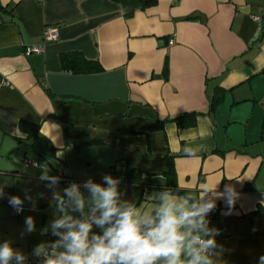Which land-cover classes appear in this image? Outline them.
<instances>
[{
    "label": "crops",
    "instance_id": "obj_1",
    "mask_svg": "<svg viewBox=\"0 0 264 264\" xmlns=\"http://www.w3.org/2000/svg\"><path fill=\"white\" fill-rule=\"evenodd\" d=\"M188 16L197 18L184 21ZM1 21L0 167L11 168L0 177L24 169L32 184L23 188L21 213L10 209L22 229L0 234V245L7 242L23 257L19 264H42L36 249L48 237L60 239L52 226L65 213L74 219L91 213L88 192L84 212L72 211L62 184L41 179L63 167L73 180L100 185L105 176L121 183L128 169H137L152 185L150 212L165 196L185 209L212 202L205 214L209 235L191 231L215 240L211 264H264V33L255 39L264 0H158L145 11L139 0H0ZM53 26L56 40L46 43L44 31ZM32 47L41 51L27 56ZM71 52L98 61L103 72L64 73L59 56ZM191 113H202L193 127L163 122ZM23 121L37 125L54 148L51 165L29 148ZM22 145L49 171L23 164ZM167 156L189 199L155 190L165 185ZM227 189L236 194L231 210ZM55 196L65 199L64 211ZM102 231L93 224L89 235ZM63 251L54 248L50 258ZM188 259L185 250L181 264Z\"/></svg>",
    "mask_w": 264,
    "mask_h": 264
},
{
    "label": "clouds",
    "instance_id": "obj_2",
    "mask_svg": "<svg viewBox=\"0 0 264 264\" xmlns=\"http://www.w3.org/2000/svg\"><path fill=\"white\" fill-rule=\"evenodd\" d=\"M56 184L55 177L42 176ZM105 185L95 184L89 180L85 188L90 194V215L82 219H74L65 213L53 223V234L60 237L51 247H62L55 258H48L45 264H156L163 260L164 264H181L180 257L185 250L189 257L188 264H211L206 253L215 248L213 238L203 239L201 235H191V231L209 235L205 214L214 208V203L205 202L185 209L183 205L174 204L167 196L155 217H143L132 208L122 206L118 202L117 181L111 176L104 177ZM227 206H234L236 194L227 189ZM65 196L72 211L83 213L85 198L76 184L65 189ZM60 211H64L65 199L55 196ZM19 197H12L10 204L19 208L22 205ZM99 212V215L96 213ZM27 230H33L31 217L26 220ZM93 224L101 228L102 234H92ZM187 228L189 232L180 231ZM63 229V231H61ZM215 230L212 231L214 236ZM186 237L190 242L186 244ZM44 245L36 249L39 255ZM15 257L21 262L23 257L15 253L7 242L0 245V264H9Z\"/></svg>",
    "mask_w": 264,
    "mask_h": 264
},
{
    "label": "trees",
    "instance_id": "obj_3",
    "mask_svg": "<svg viewBox=\"0 0 264 264\" xmlns=\"http://www.w3.org/2000/svg\"><path fill=\"white\" fill-rule=\"evenodd\" d=\"M111 2H117V0H109ZM158 0H139V10L145 11L151 7H154L157 4ZM133 12L129 13L127 17H131ZM197 16H188L184 19V21H192L195 20ZM4 21L0 22V25L3 24ZM59 63L61 70L69 75H91L98 74L103 72V68L96 60H90L85 58L79 52H71L61 54L59 56ZM163 74L165 79L167 78V67L164 66ZM219 100L215 98L211 102L210 108H214ZM209 108V109H210ZM202 113H191L185 115H179L173 118L165 119L163 122H171L175 123L179 128H189L193 127L195 124V118ZM19 130L21 133L27 136V139L30 140L29 148L36 153V155L46 164L51 165L55 160V150L49 144V142L38 134V126L33 125L27 122L19 123ZM21 143V141H19ZM165 171L162 174V177L165 179V185L160 188H156L160 195H181L185 198L189 199V194L183 190H180L176 185V173L173 165L172 157H165ZM58 169V168H57ZM56 169V170H57ZM150 179V177H148ZM106 186V185H104ZM151 186L148 183H144L142 181V173L137 169H128L125 172L123 181L121 183H117V192H118V200L123 192H131L134 189H141L142 196L139 200L132 206L135 210L142 206L143 203H151L147 198L151 191ZM157 208L152 210L148 215L149 217H155L156 213L159 209L158 202H156Z\"/></svg>",
    "mask_w": 264,
    "mask_h": 264
},
{
    "label": "rangeland",
    "instance_id": "obj_4",
    "mask_svg": "<svg viewBox=\"0 0 264 264\" xmlns=\"http://www.w3.org/2000/svg\"><path fill=\"white\" fill-rule=\"evenodd\" d=\"M21 153H19V160L24 164L27 161H37V158L33 155L31 150H28L25 146H21L19 149ZM26 153V157L23 156V153ZM32 161V162H34ZM4 163V162H3ZM36 163V162H35ZM39 164V163H38ZM2 165V164H0ZM41 165V164H40ZM44 167V165H42ZM27 169L30 167L26 166ZM47 166L44 167V170L46 169L49 171ZM11 167L5 166L0 167V170H9ZM14 169V168H13ZM30 171L28 170H18L17 174L14 173V171H11L10 173H7L6 176L0 177V234L5 235L7 233H12L16 230H21L23 226H20V224L17 222L16 217L12 215L11 208L14 206L10 204V199L12 197H19L20 199L23 198V188H31L32 184L31 182H28V179H26L24 176L29 175ZM31 190V189H30ZM40 192V188H39ZM141 189L137 188L132 190L131 192H123L118 200L119 204L122 206H128L132 202L135 204L139 198L142 196ZM148 204L143 203L140 208H136V212L138 214L141 213V211H145V215L150 212V207H147ZM20 208V207H19ZM22 210V208H20ZM149 216V215H148Z\"/></svg>",
    "mask_w": 264,
    "mask_h": 264
},
{
    "label": "built area",
    "instance_id": "obj_5",
    "mask_svg": "<svg viewBox=\"0 0 264 264\" xmlns=\"http://www.w3.org/2000/svg\"><path fill=\"white\" fill-rule=\"evenodd\" d=\"M56 37H57V28L56 27H47L44 31V35H43V38L44 40L46 41V43H51L53 41L56 40ZM41 51L40 48H35V47H32V48H29L26 50V55L29 56L33 53H39ZM71 148L70 146L68 147V149ZM26 165H31L33 166L34 168H42L43 166L37 164V163H33V162H26ZM56 179H57V182L61 183L62 186L67 189L69 188L72 184H76L79 188V191L83 194L84 192H88L87 189L85 188V184L87 182H80V181H76V180H73L69 174H68V170L66 167H63V168H60V169H57L55 171V174L54 176ZM96 184V183H95ZM13 212L15 215H19L21 213V209L20 208H17V207H14L13 208ZM51 238H47V243L44 247V250L41 254V256L39 257L38 260H36L35 262L36 263H42V264H45V260L50 258V255L51 253L53 252V247H51V245L53 243H51ZM207 257H209L211 255V252L208 250V252L206 253ZM34 262V263H35ZM28 264H32V263H28Z\"/></svg>",
    "mask_w": 264,
    "mask_h": 264
},
{
    "label": "water",
    "instance_id": "obj_6",
    "mask_svg": "<svg viewBox=\"0 0 264 264\" xmlns=\"http://www.w3.org/2000/svg\"><path fill=\"white\" fill-rule=\"evenodd\" d=\"M260 28H261V31H260V33H258V34L255 35V39L257 38V36H258L259 34L264 33V21H261V22H260ZM255 39H254V40H255Z\"/></svg>",
    "mask_w": 264,
    "mask_h": 264
}]
</instances>
